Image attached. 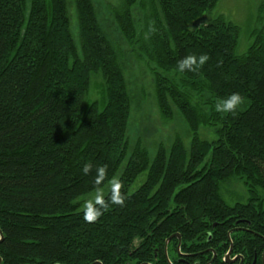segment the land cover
Instances as JSON below:
<instances>
[{
    "label": "trees",
    "instance_id": "1",
    "mask_svg": "<svg viewBox=\"0 0 264 264\" xmlns=\"http://www.w3.org/2000/svg\"><path fill=\"white\" fill-rule=\"evenodd\" d=\"M219 1L112 9L150 68L162 120L176 110L188 127V145L177 137L152 158L130 142L132 95L94 0H0L1 264H264V3L262 27L239 55L241 29L224 16L195 26ZM190 55L209 59L180 72ZM234 92L245 103L218 112ZM117 176L123 203H112V188L102 215L85 221L80 200ZM232 181L246 202L225 199Z\"/></svg>",
    "mask_w": 264,
    "mask_h": 264
},
{
    "label": "rangeland",
    "instance_id": "2",
    "mask_svg": "<svg viewBox=\"0 0 264 264\" xmlns=\"http://www.w3.org/2000/svg\"><path fill=\"white\" fill-rule=\"evenodd\" d=\"M94 2L103 29L121 52L122 66L133 100L129 125L130 142L134 144L140 140L152 158L157 154L160 145H164L169 149L177 137L182 138L188 145L190 135L186 123L176 110L173 121L166 123L162 120L155 100L153 76L150 68L138 60L128 44L122 40L117 30L112 9L119 6L120 0H94ZM262 3H264V0H220L216 9L212 13L205 14L203 18L195 23V26L200 28L218 16H224L228 21L241 29L238 54L243 55L253 44L254 32L260 30L262 27L259 24V9ZM141 19L142 17H139V21ZM94 94L95 92L93 90L92 99H94ZM200 135L203 139L211 140L214 138L205 129H201ZM118 178L119 176L107 184L102 190L82 198L80 200L82 203L81 209L84 210L85 205L90 201H94L98 195L102 199L105 198L113 188V183L117 182ZM145 180L146 175L139 177L131 187V191L138 190L144 184ZM223 194L225 199L231 204L237 202L244 203L248 199L245 186L238 181H232L224 185Z\"/></svg>",
    "mask_w": 264,
    "mask_h": 264
},
{
    "label": "clouds",
    "instance_id": "3",
    "mask_svg": "<svg viewBox=\"0 0 264 264\" xmlns=\"http://www.w3.org/2000/svg\"><path fill=\"white\" fill-rule=\"evenodd\" d=\"M209 57L207 55L196 56H187L181 61L178 62V69L180 72L185 70L192 71L194 66L199 67L204 65L208 61ZM245 103V98L239 93L234 92L230 94L226 99H221L216 104V110L222 113H231L234 114L243 104ZM84 175H88L91 171V165L85 164L82 169ZM96 184H100L102 178L105 176V168L98 167L96 169ZM120 184L119 182L113 183V196L112 203L122 204L123 199L119 194ZM99 205V207H97ZM104 201L98 195L94 201H90L85 205L84 208V220L87 222H93L97 220L102 215V209L104 208Z\"/></svg>",
    "mask_w": 264,
    "mask_h": 264
},
{
    "label": "water",
    "instance_id": "4",
    "mask_svg": "<svg viewBox=\"0 0 264 264\" xmlns=\"http://www.w3.org/2000/svg\"><path fill=\"white\" fill-rule=\"evenodd\" d=\"M227 260H228V261L230 260V254H228V256H227ZM0 264H1V260H0Z\"/></svg>",
    "mask_w": 264,
    "mask_h": 264
},
{
    "label": "bare ground",
    "instance_id": "5",
    "mask_svg": "<svg viewBox=\"0 0 264 264\" xmlns=\"http://www.w3.org/2000/svg\"><path fill=\"white\" fill-rule=\"evenodd\" d=\"M229 254H230V253H229ZM226 260H227V257H226ZM227 261H228V260H227ZM235 261H236V260H232V261H230V262H232V263H233V262H235ZM230 262H229V263H230Z\"/></svg>",
    "mask_w": 264,
    "mask_h": 264
},
{
    "label": "flooded vegetation",
    "instance_id": "6",
    "mask_svg": "<svg viewBox=\"0 0 264 264\" xmlns=\"http://www.w3.org/2000/svg\"><path fill=\"white\" fill-rule=\"evenodd\" d=\"M234 260V259H233Z\"/></svg>",
    "mask_w": 264,
    "mask_h": 264
}]
</instances>
